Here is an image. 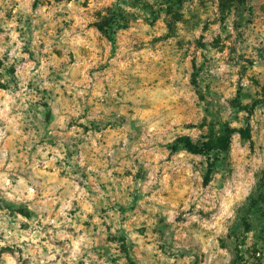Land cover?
<instances>
[{
    "label": "rangeland",
    "instance_id": "1",
    "mask_svg": "<svg viewBox=\"0 0 264 264\" xmlns=\"http://www.w3.org/2000/svg\"><path fill=\"white\" fill-rule=\"evenodd\" d=\"M0 264H264V0H0Z\"/></svg>",
    "mask_w": 264,
    "mask_h": 264
},
{
    "label": "trees",
    "instance_id": "2",
    "mask_svg": "<svg viewBox=\"0 0 264 264\" xmlns=\"http://www.w3.org/2000/svg\"><path fill=\"white\" fill-rule=\"evenodd\" d=\"M109 37V36H108ZM230 130H226L225 136L221 139V143H222V148L221 149H226V147L229 144L230 141ZM179 145H182L184 148H186L189 151L192 152H202L210 147H212L211 145H207V146H199L197 144H195L189 136L183 135V136H179L175 139L174 143L170 146L171 147V151H175ZM213 167V162H209L208 163V168L206 170V173L204 175L203 178V182L207 183L209 181L210 178V173H211V168Z\"/></svg>",
    "mask_w": 264,
    "mask_h": 264
}]
</instances>
